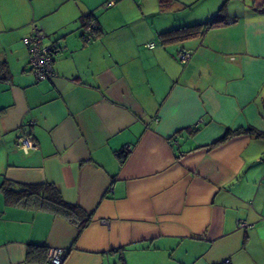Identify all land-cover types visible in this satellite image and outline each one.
I'll list each match as a JSON object with an SVG mask.
<instances>
[{
	"label": "crops",
	"instance_id": "crops-1",
	"mask_svg": "<svg viewBox=\"0 0 264 264\" xmlns=\"http://www.w3.org/2000/svg\"><path fill=\"white\" fill-rule=\"evenodd\" d=\"M107 1L0 0V264H44L28 245L62 247V264H264V136L207 147L264 133V0ZM222 7L220 25L160 35ZM31 22L58 47L47 80L28 65ZM7 183L53 184L91 221L8 202Z\"/></svg>",
	"mask_w": 264,
	"mask_h": 264
},
{
	"label": "trees",
	"instance_id": "trees-1",
	"mask_svg": "<svg viewBox=\"0 0 264 264\" xmlns=\"http://www.w3.org/2000/svg\"><path fill=\"white\" fill-rule=\"evenodd\" d=\"M85 23L84 28L90 24L94 23L93 33H98L99 29L97 28L93 18L90 15L84 17ZM224 11L223 7L220 8L215 16L203 24H193L189 26H182L177 29H172L169 31L162 32L160 35L169 39H181L188 36L197 35L199 32L212 28L214 26L220 25L224 22ZM195 130H191L193 133ZM248 132L254 134L255 136H264V133H260L252 128L239 129V130H227L224 135L219 138L214 143L208 145V148L214 147L218 144H221L228 140L230 137L236 134ZM176 137V133L173 135ZM122 159L125 155L121 156ZM3 192L5 194L6 200L12 203L25 202L29 199L32 200L33 206L37 209L49 210L54 214L59 215L61 218L65 219L70 223L77 225L79 230H82L90 221L91 215L85 211L78 204L70 203L66 201L58 187L53 184L43 183V184H28L23 185L20 190H14L11 187L10 183L3 185ZM49 248L44 247L43 245H28L26 249L25 259L28 262H39L43 263L46 260L47 252ZM65 257V256H64ZM45 263V262H44ZM220 264H231L229 262H223Z\"/></svg>",
	"mask_w": 264,
	"mask_h": 264
},
{
	"label": "built area",
	"instance_id": "built-area-1",
	"mask_svg": "<svg viewBox=\"0 0 264 264\" xmlns=\"http://www.w3.org/2000/svg\"><path fill=\"white\" fill-rule=\"evenodd\" d=\"M117 0H108L104 6H113ZM94 23L90 22L83 30V36L86 41L92 40ZM45 33L34 22L30 23L28 34L23 37V43L28 50V65L30 71L33 73L36 80H47L53 77V54L58 50L56 42L47 45L44 43ZM152 47L153 43L147 44ZM180 62H185L190 58V53L181 51L178 54ZM33 123V120L29 121ZM175 138V136H173ZM16 145L25 149L32 150L37 149L36 143L33 141L31 135L21 134L16 137ZM131 151V146L125 145L118 151V155H127ZM248 227L245 221L239 220L236 223V228ZM65 256V250L62 247H50L47 252L46 260L44 264H62Z\"/></svg>",
	"mask_w": 264,
	"mask_h": 264
},
{
	"label": "rangeland",
	"instance_id": "rangeland-1",
	"mask_svg": "<svg viewBox=\"0 0 264 264\" xmlns=\"http://www.w3.org/2000/svg\"><path fill=\"white\" fill-rule=\"evenodd\" d=\"M204 1H205V0H204ZM204 1L201 2V3H204ZM186 8H189V6L186 7ZM189 9H191V10H187V11H189V12H193V11L195 10V6L192 5Z\"/></svg>",
	"mask_w": 264,
	"mask_h": 264
}]
</instances>
